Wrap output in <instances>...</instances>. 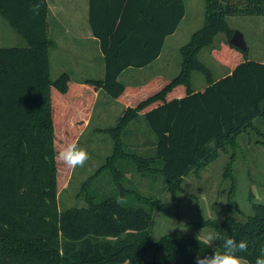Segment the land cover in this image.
I'll return each instance as SVG.
<instances>
[{"label": "trees", "instance_id": "obj_1", "mask_svg": "<svg viewBox=\"0 0 264 264\" xmlns=\"http://www.w3.org/2000/svg\"><path fill=\"white\" fill-rule=\"evenodd\" d=\"M206 6L203 28L181 50V73L127 87L120 76L159 59L185 18L184 0H90V27L106 67L104 80L83 83L68 74L52 80L47 0H0V15L26 41L25 47L0 48V264H195L198 255L211 254L213 248L198 240L166 235L154 241L155 202L125 188L131 178L118 168L128 162L138 174L163 177L173 192L182 191L185 177L264 120V63L228 42L212 50L230 69L216 80L199 59L219 33L232 34L229 17H263L264 0H206ZM194 73L205 77L204 91H193ZM101 90L132 107L114 127L98 130L112 138L113 152L82 187L86 207L63 212L58 195L71 167L59 154L83 134ZM140 118L155 135L151 143L142 141L145 146L129 135ZM105 173L119 197L99 201L93 187ZM130 196L138 207L122 205ZM207 224L217 233V252L225 251L227 235L247 242L237 255L249 264L264 257L263 206L246 221Z\"/></svg>", "mask_w": 264, "mask_h": 264}, {"label": "rangeland", "instance_id": "obj_2", "mask_svg": "<svg viewBox=\"0 0 264 264\" xmlns=\"http://www.w3.org/2000/svg\"><path fill=\"white\" fill-rule=\"evenodd\" d=\"M186 15L174 36L162 52L161 59L152 67L146 68L145 73L138 74L136 79H130L127 73L122 83L130 87L146 84L151 75L172 80L181 73L182 53L184 46L189 44L193 35L201 30L206 18V0H184ZM229 33H219L213 45L201 51L200 61L219 80L229 74L230 69L222 65L213 56V49H222L230 42L235 32L243 34L249 49L248 59L264 63V16H245L228 18ZM26 41L21 38L0 15V48L25 47ZM52 55V53H51ZM234 63V60H233ZM60 66L52 67V79L56 81L63 74ZM65 71V70H64ZM75 69L73 70V72ZM74 79L80 81L79 75L74 72ZM194 88L207 84L201 73L193 75ZM101 96H106L102 92ZM103 98L100 97L92 122L81 138L74 143L89 153L85 164L76 169H70L66 185L59 192V208L67 211L72 208L86 207L80 192L85 182L105 164L107 157L113 152V140L99 132L98 120L103 112ZM114 117L109 123L115 125ZM255 130L244 131L236 140L235 146H228L219 152V156L208 165L185 177L181 183L182 191L173 192L163 177H146L136 172L133 165L123 162L119 165L131 183L125 181L127 189L136 190L155 202L154 225L152 237L159 241L166 235H174L178 239L198 240L208 232L216 231L211 223H222L226 219L234 218L246 221L255 214L256 206L264 207V120L255 121ZM105 125V127L111 126ZM100 127V126H99ZM129 135L137 134L139 141L155 140V135L148 130L143 120L137 121L130 129ZM134 138H127L129 144ZM78 142V143H77ZM137 145L145 146V143ZM144 148H140L141 152ZM142 153V152H141ZM231 169L228 175L227 170ZM93 192L99 201L110 197H119L114 181L109 173L103 174L95 183ZM125 207H138L139 203L130 196L122 201ZM218 251V239L213 242ZM156 257L152 253L148 261ZM160 257V255H159ZM246 264H249L246 262Z\"/></svg>", "mask_w": 264, "mask_h": 264}, {"label": "crops", "instance_id": "obj_3", "mask_svg": "<svg viewBox=\"0 0 264 264\" xmlns=\"http://www.w3.org/2000/svg\"><path fill=\"white\" fill-rule=\"evenodd\" d=\"M47 2L49 7V37L54 44L50 49L51 77L52 67L54 65L63 68V70L59 71H63V74H68L75 83H83L88 80H104L106 67L105 57L102 52L100 43L94 37V34L90 27V0H47ZM171 36H174V34ZM169 37H167L165 40L164 48L169 41ZM161 56L146 68L154 66L161 59ZM146 68L129 69L125 71L120 76L119 82L122 85L130 87L122 83L121 79H123V77L127 73L134 71L130 75V79L134 80L139 76L138 74L145 73ZM74 69L75 74L79 75L80 81H78V79H74ZM63 74H61L60 76H62ZM151 76L152 77H150V80L153 79V75ZM200 85V88H194V81L192 78V89L194 92L204 91L208 87V85L204 83H201ZM102 92L106 93L104 90H101L98 93L92 116L83 134L93 120L97 103L100 97L103 98V112L101 113L100 118L96 120L98 123L97 130H104L114 127L116 124H109L112 119L116 117L118 120V118L123 115L127 108L132 107L130 101H120L113 99L108 96L107 93L106 96H101ZM117 120L114 122L117 123ZM139 120H143V118H140ZM136 122L137 121L133 122L129 126V129H131V127ZM105 125L111 126L105 127ZM83 134L81 135V137L83 136ZM135 139L136 138H134V140L129 143V145H134Z\"/></svg>", "mask_w": 264, "mask_h": 264}, {"label": "clouds", "instance_id": "obj_4", "mask_svg": "<svg viewBox=\"0 0 264 264\" xmlns=\"http://www.w3.org/2000/svg\"><path fill=\"white\" fill-rule=\"evenodd\" d=\"M61 160L72 169L78 166L82 167L89 159V153L78 144L70 145L60 154ZM199 239L205 241L209 247L213 248L211 254L200 256L198 255L195 264H246L243 257L237 255V252H243L247 249V242L244 240H236L232 236H225L223 253L215 251L214 243L218 236L213 232H208L206 235L200 236ZM256 264H264V257L257 258Z\"/></svg>", "mask_w": 264, "mask_h": 264}, {"label": "water", "instance_id": "obj_5", "mask_svg": "<svg viewBox=\"0 0 264 264\" xmlns=\"http://www.w3.org/2000/svg\"><path fill=\"white\" fill-rule=\"evenodd\" d=\"M230 44L243 52L245 55H249V49L247 47L245 38L240 32H235L233 38L230 41Z\"/></svg>", "mask_w": 264, "mask_h": 264}]
</instances>
